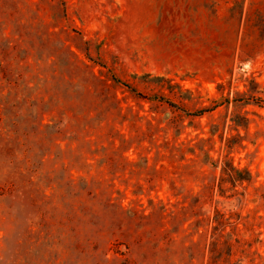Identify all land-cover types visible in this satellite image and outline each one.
<instances>
[{"label": "rangeland", "instance_id": "rangeland-1", "mask_svg": "<svg viewBox=\"0 0 264 264\" xmlns=\"http://www.w3.org/2000/svg\"><path fill=\"white\" fill-rule=\"evenodd\" d=\"M0 264H264V0H0Z\"/></svg>", "mask_w": 264, "mask_h": 264}, {"label": "trees", "instance_id": "trees-1", "mask_svg": "<svg viewBox=\"0 0 264 264\" xmlns=\"http://www.w3.org/2000/svg\"><path fill=\"white\" fill-rule=\"evenodd\" d=\"M114 80H115V78H114ZM116 82L118 81V80H115ZM140 95V94H139ZM212 251H213V249H212Z\"/></svg>", "mask_w": 264, "mask_h": 264}]
</instances>
